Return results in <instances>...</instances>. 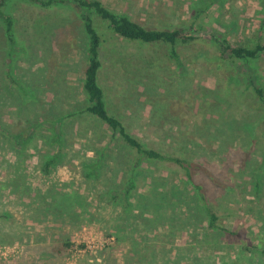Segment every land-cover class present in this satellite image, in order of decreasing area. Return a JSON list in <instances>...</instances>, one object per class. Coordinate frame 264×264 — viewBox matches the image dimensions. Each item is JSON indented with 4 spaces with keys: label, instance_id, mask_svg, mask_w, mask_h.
Masks as SVG:
<instances>
[{
    "label": "rangeland",
    "instance_id": "rangeland-1",
    "mask_svg": "<svg viewBox=\"0 0 264 264\" xmlns=\"http://www.w3.org/2000/svg\"><path fill=\"white\" fill-rule=\"evenodd\" d=\"M100 1L146 26L203 27L193 28L203 42L179 48L188 69L182 76L167 47L141 49L113 39L97 19L110 40L99 79L110 111L134 137L203 165L196 183L219 212L224 231L209 229L195 189L172 164L167 170L145 164L127 209L109 201L105 185L114 188L118 174L121 180L118 169L126 149L104 124L77 116L85 102L83 22L73 10L13 0L17 52L11 57L0 27V264H264V108L252 94L236 95L231 81H264V55L254 63L227 62L218 50L222 41L264 44V1L229 0L198 20L191 7L196 0ZM118 51L134 61L151 59L152 65L139 63L134 76L116 61ZM13 80L35 100L24 97ZM56 119H66L64 156L45 172L46 157L61 150L49 144ZM219 119L227 121L213 123ZM257 121L254 135L246 133L244 124ZM30 133V143L18 147L14 137L26 139ZM93 162L100 163L99 174L90 180L86 165ZM159 177L181 193L166 211L176 219L158 221L137 205ZM51 190L75 193L87 203L64 217L41 200L44 195L52 203ZM66 241L72 244L69 252L54 255L52 249Z\"/></svg>",
    "mask_w": 264,
    "mask_h": 264
},
{
    "label": "trees",
    "instance_id": "trees-1",
    "mask_svg": "<svg viewBox=\"0 0 264 264\" xmlns=\"http://www.w3.org/2000/svg\"><path fill=\"white\" fill-rule=\"evenodd\" d=\"M25 3L37 4L43 8H53V7H63L69 10H73L81 19L84 26L85 35V46L83 49L85 64H84V95L85 102L84 107L77 116L89 115L94 119L98 120L100 123L104 124L106 128L112 132L113 137L120 138L124 148L126 149V156L120 163L118 173L121 174V180L117 178L112 181L115 182L114 188H112L110 183H107L105 190L107 191V196H109V201L119 202V204H124L126 209L130 206V200L135 197L134 190L137 189V183L142 176L141 169L145 164H154L161 170H167L168 165H174L178 171L182 172L184 180L195 189L198 199L201 203V213L203 216H207L209 219L208 227L212 230L224 231L222 226H220V216L219 212L216 211L207 202V198L203 193V186L196 183V176L202 171L203 165L198 164L191 158L183 157L184 154H165L156 149L148 147L142 141L134 137L129 130L126 128L124 123L112 114L109 109L107 97L104 89L100 84V72L103 69L104 61L102 59L105 48L109 44L108 39L101 33L97 19H100L103 23L107 24L108 30L112 34V38L121 40L124 43L136 44L144 48H150L151 46H163L168 48L169 58L173 63V66L177 69V72L181 73L182 76H186L185 65L183 64L179 48L203 42L201 37L196 36L193 32V28L202 30L203 27H198V24L190 25H176L169 28H158L146 26L142 23L136 22L128 14L113 10L107 7L100 0H22ZM229 0H196L193 1L191 7L194 8V19L198 20L200 15L209 11L213 6L220 5L225 6ZM13 4V0H0V27L9 42L10 49L9 56H13L16 52V21L11 14L10 8ZM196 29V30H197ZM219 53L220 58L227 62L241 61L243 63H254L259 57L264 55V44L256 43L251 46L248 43L232 45L227 41L219 42ZM121 51L117 52L116 61L121 62L125 65V68L135 76L136 73L140 71L139 63L143 62L151 67V59H140L139 61H134V59H129L128 55H123ZM142 60V61H141ZM137 77H140L137 75ZM141 78V77H140ZM250 80L246 81L242 77H233L231 81L233 82V91L236 95L241 94L247 95L252 94L254 98L261 104V109L264 108V81L258 77H250ZM15 81V80H13ZM18 89L27 99L35 100L34 94L15 81ZM168 90V89H167ZM212 91V90H210ZM217 93L215 91H212ZM20 93V94H21ZM170 93V92H168ZM32 96V97H31ZM206 97V95L204 96ZM238 97V96H237ZM34 98V99H33ZM25 99V98H24ZM25 99V100H27ZM28 102V101H26ZM167 107H165L166 109ZM260 109V110H261ZM264 110V109H263ZM232 118V117H231ZM230 118V119H231ZM63 119H56L52 123V128L49 132L52 137V141L49 143L52 147L59 146L61 150L53 156H47L45 161V172H49L51 168L57 167L62 163L63 160ZM227 120L219 119L213 122L214 124L225 123ZM259 126L257 123H245L244 130L246 133L254 135L255 129ZM34 128V127H33ZM32 129V128H31ZM218 133L222 132L221 127L217 130ZM32 134L24 139L22 136H15L17 146H27L30 143ZM252 137V136H251ZM102 159L105 158V154L100 156ZM101 159V160H102ZM100 160V159H99ZM87 169L90 171L86 173L88 179L92 180L99 174V162H93L92 164L86 165ZM125 167V168H123ZM261 170V169H260ZM172 174V172H171ZM117 179V180H116ZM260 177L258 178V180ZM20 181L25 182V177H20ZM153 189L149 191L146 195L141 194L138 200V207L141 208L142 213L150 212L155 213L156 220L160 221L164 217L176 219L174 215L170 217L167 215L166 211L172 205V200L178 195L180 196V191L176 189L175 185H170L168 178L159 177L155 178L153 182ZM17 187H20L19 184ZM28 189V187H26ZM120 188H123L119 190ZM53 192V193H52ZM27 193V192H26ZM51 196L52 203H47L44 195L41 200L45 203L46 208L49 210L50 207L55 208L58 213L67 217L69 211L72 210L76 205H84L85 202L79 200L78 196L73 193L71 194H61L60 192H54L51 190L48 194ZM119 200V201H117ZM121 201V202H120ZM181 203H184L181 201ZM165 204L168 206L165 207ZM158 208H161L158 210ZM175 210V209H174ZM61 216V217H62ZM72 217L71 215H69ZM69 218V217H68ZM171 220V221H172ZM72 244L70 241H66L60 246H55L52 249V253L56 256H63L71 249Z\"/></svg>",
    "mask_w": 264,
    "mask_h": 264
},
{
    "label": "crops",
    "instance_id": "crops-1",
    "mask_svg": "<svg viewBox=\"0 0 264 264\" xmlns=\"http://www.w3.org/2000/svg\"><path fill=\"white\" fill-rule=\"evenodd\" d=\"M234 1V0H233ZM235 1H239V0H235ZM260 1H264V0H260Z\"/></svg>",
    "mask_w": 264,
    "mask_h": 264
}]
</instances>
